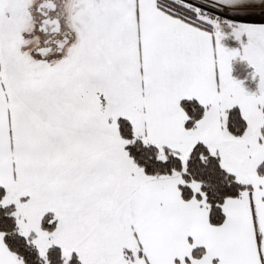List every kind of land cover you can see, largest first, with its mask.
<instances>
[{
	"label": "snow or ice",
	"instance_id": "6c2138e0",
	"mask_svg": "<svg viewBox=\"0 0 264 264\" xmlns=\"http://www.w3.org/2000/svg\"><path fill=\"white\" fill-rule=\"evenodd\" d=\"M256 16L0 0V264H264Z\"/></svg>",
	"mask_w": 264,
	"mask_h": 264
},
{
	"label": "rangeland",
	"instance_id": "374dc122",
	"mask_svg": "<svg viewBox=\"0 0 264 264\" xmlns=\"http://www.w3.org/2000/svg\"><path fill=\"white\" fill-rule=\"evenodd\" d=\"M234 19H252V22H264L262 20H260V17L256 16V17H249V18H239V17H236ZM226 45L228 47H239V43L234 41V40H228L225 42ZM233 67L234 69H236L237 72L240 71V69L242 68H245L247 69L248 71H250V69L247 67V64L246 62H243V61H240L239 58L235 59L233 62Z\"/></svg>",
	"mask_w": 264,
	"mask_h": 264
},
{
	"label": "crops",
	"instance_id": "0c3cea01",
	"mask_svg": "<svg viewBox=\"0 0 264 264\" xmlns=\"http://www.w3.org/2000/svg\"><path fill=\"white\" fill-rule=\"evenodd\" d=\"M250 69V68H249ZM250 71H251V69H250Z\"/></svg>",
	"mask_w": 264,
	"mask_h": 264
}]
</instances>
